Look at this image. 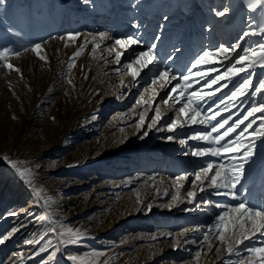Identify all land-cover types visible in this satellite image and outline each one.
I'll list each match as a JSON object with an SVG mask.
<instances>
[{"label":"rangeland","instance_id":"374dc122","mask_svg":"<svg viewBox=\"0 0 264 264\" xmlns=\"http://www.w3.org/2000/svg\"><path fill=\"white\" fill-rule=\"evenodd\" d=\"M129 8L132 10L146 8L155 13L162 10V16L156 21V28L152 32L141 36V32L138 34L133 30L128 32L132 20H129L125 27L122 25L126 21V16H122L121 13L126 12L120 13V10ZM225 9L228 10L225 15H216V12ZM212 14L215 19L219 17L215 25L209 22V15ZM117 16L119 18L116 19ZM176 22L180 24L176 36L178 44L175 47L170 45L164 50L163 42L167 32H170L171 37L173 36V30H170L169 26L170 24L173 26ZM262 24H264V10L250 11L247 0H90L87 4L84 0H4V3L0 4V52L8 50V55L5 60H0V124L6 125L0 130V238L7 237V239L0 244V264H187L188 261L191 264H199L200 256L208 251L212 261L220 258L219 264H240L242 260L244 264H249L247 248L264 245V237L257 235L254 238L258 240L256 242L252 239L232 244L233 254L229 255L225 245H221L215 239L217 216L223 214L226 209L216 208L215 204L236 205L243 201L255 208L264 206V141H256L257 148L253 161L245 165L244 175L237 185L239 189L237 200L218 196L214 189L205 185V190L201 191L203 194L201 203L208 199L214 203L212 209L205 210V204L197 205L198 195L196 203L192 206L193 198L187 195L188 191H194L190 181L194 178V173L207 166L208 158L212 156L194 157L198 164L202 162L205 164L200 165L199 169L184 168L179 160V154L171 152L170 146L172 143L189 139L192 151L197 148H207L208 143L190 139L195 133L200 132L197 125H192L193 129L186 137H178L182 134L168 131L167 125L175 120L176 116L168 113V108L164 112L165 107L160 111L161 118L158 122L152 123L155 117L153 109L156 106L161 108L163 103L162 100L152 101V93L157 91L150 90V80L154 79L159 71L166 70L164 65L155 67L154 77L143 81L133 91L126 105L119 107L110 98L104 101L106 98L98 95L97 90L90 87L95 78V62H98V67L103 71L112 69L108 75L112 77L114 72L116 75L128 72L124 65L133 55L128 58L124 55L120 62H116L115 53L119 46L114 48L110 38L104 39L109 41L101 49L103 53L111 55V58L104 60L103 55L98 59V48L93 52L91 45L98 42L100 33L108 36L110 26L117 27L118 31L120 29L125 31L121 39L135 37L143 41L144 44L134 47L133 54L146 50L151 43H156L159 57L165 53L163 61L167 62L166 68H173L182 76L187 74L185 71L197 57L190 56L196 44H201L203 50H214L220 45L228 47L233 44H239L242 48H255L260 41L259 35L245 37L243 40L239 37L247 31H258ZM208 25L210 27H207ZM198 27L201 29L200 32L197 31ZM207 30L208 32L217 30L220 36L212 41L204 37ZM69 33H79V39L74 43L59 39ZM157 35L161 36L162 43L153 39ZM93 36L96 40H92ZM169 40L173 43L170 36ZM37 43L43 46L45 51L42 55L46 56V61L40 60L30 50L25 51ZM85 43L84 51L76 58L75 66L70 69L68 67L70 58L79 46ZM182 44L189 54L175 51L176 46L178 48ZM109 49L112 51L110 52ZM218 54L205 57V62L198 65L197 69H192L194 73L198 69H203L206 76L200 80V77L194 75V78L190 79L192 83L186 82L192 84V88H188L189 91L187 89L184 94L186 97L193 91H199L201 94L206 92L203 90L207 89L206 82L221 74L236 57V53L230 52L228 53L230 59L225 60L224 56ZM172 55L178 56V62L180 61L181 64L177 59L173 60ZM52 61L54 63L50 76H56L58 79L56 86L60 87L61 97L70 95L75 99L79 95V89L85 88L92 93V99L81 105L80 111L76 114L71 107L67 108L64 99L57 100L56 96L54 102L50 104L51 107L46 108L43 120L47 119L57 126L54 130H48L47 125L42 127V135L47 145L42 147L45 144L41 146L40 140L41 96L47 89L49 78L47 69ZM5 64H12L20 71L8 69ZM154 64L156 63L153 62L151 65ZM136 67L140 68L139 65ZM211 68H217L218 71H208ZM256 72L258 75L253 77L254 81L259 76H264V69L257 67ZM243 75L241 73L240 76L233 77V82L226 88L222 86L226 83L223 79L215 85L219 92V99L216 102V105L219 104L218 110L224 109V104L219 103L222 99L230 105L227 111H221L223 114L219 115L218 121L230 118L229 123L232 124L235 120L243 119L251 105L260 102L259 94L256 97L251 95L241 97L235 103L227 101L230 91L234 90ZM181 82L180 85L186 84L184 81ZM196 83L198 85H195ZM99 100L102 107L96 112L92 109V105L100 103ZM193 100L196 101V98L194 97ZM244 102L249 103L243 107ZM81 113L86 115L82 116ZM101 114L103 115L100 116ZM23 116L34 119L26 124ZM130 116L135 119L126 123ZM141 116L144 117V124L133 134ZM259 116L260 113H257L255 117H249V120L256 119L253 128L261 123ZM36 120L39 122L37 130L33 129ZM2 121L12 122L13 126ZM247 123L248 121H245V124ZM243 127L244 125H241V129ZM241 129H237V133ZM252 130L249 129L245 137L251 138L249 134ZM145 131L147 135H144ZM31 137H37L35 145L28 144V139ZM245 137H241V140H245ZM129 138L132 139L128 140ZM73 143L76 145L75 149L67 152L73 154L64 156L63 153L68 145L70 144L71 147ZM194 144L203 146L193 148ZM144 145L145 148L149 146L150 151L141 155L139 148ZM114 146L122 150L121 154L104 162V154L110 150L115 151ZM140 155L141 159L136 162L140 168L139 175H135V172L128 176H116L115 166L123 168L131 156L137 160ZM230 155L217 157L219 160L214 165L213 159L212 164L230 167L234 163L230 161L228 157ZM9 161L15 162L17 168L31 171V185L20 178ZM150 162L157 164V172H153ZM159 166L165 169L162 170ZM32 167H38L39 170L35 172ZM179 167L182 168L181 172L170 174L172 169ZM182 175H188L189 181H181L180 183L183 184L181 188L175 181L176 177ZM89 179L94 180L93 187L112 186V190H99L103 193L100 197L104 208L97 206V209L89 212L90 210L84 207L85 198H81L77 193L71 196L53 193L50 194L51 199L45 194L46 191L51 192L59 182L67 180L70 184L76 185L91 181ZM167 183L170 188L168 194L162 200L157 199L156 190ZM195 193L197 194L196 191ZM174 196L177 199L174 200ZM68 197L77 198L79 204H68ZM180 198L183 203L179 205L177 202ZM142 201L144 206L140 214H137V207ZM60 202L67 208L63 214H56L54 207L60 205ZM234 214L236 213L229 212V216L233 219L237 217ZM121 217L127 220L123 222L122 228L109 230V224ZM202 219L207 222L202 224ZM94 220L97 223L89 229L91 221ZM68 228L79 230L80 235L70 238L66 234ZM84 229L88 231L84 232ZM205 236L212 242L213 249H209ZM178 237L186 238L184 243L186 242L185 244L190 247L186 248L185 244L179 242L177 248H174ZM240 239L239 235L238 241ZM200 244L203 247L198 252L197 248L201 246ZM162 246H167L169 253H161ZM216 247L220 248L219 252L215 251ZM96 253L104 255L97 256ZM143 253L145 257L142 256ZM197 253H200L199 258ZM74 256L78 258L75 261L71 259ZM251 264H256L255 256L251 257Z\"/></svg>","mask_w":264,"mask_h":264},{"label":"snow or ice","instance_id":"6c2138e0","mask_svg":"<svg viewBox=\"0 0 264 264\" xmlns=\"http://www.w3.org/2000/svg\"><path fill=\"white\" fill-rule=\"evenodd\" d=\"M90 0H84V3H89ZM4 0H0V4H3ZM247 7L250 11H255L257 9L264 10V0H247ZM228 10L216 12L217 16H223ZM134 27H138L134 25ZM260 36V41L257 43L255 48H242L239 44H233L231 46L225 47L224 45H220L219 48L214 50H204L202 51L195 59L191 62L190 66H188L186 73L180 77H177L175 74L170 73L167 69L164 71H159L156 73L155 78L152 80V84L155 85L158 81H163L165 84H170L172 80H182L184 82H189L190 79L195 75L200 77L201 79L205 78V72L203 69L197 70L195 73L192 69H197L198 65H201L204 62L205 57L216 56L217 53L224 54V59L228 60L230 57L228 53H236V57L232 62L224 69V71L214 76L211 80H208L205 84V87L211 89L212 85L218 84V82L223 79L226 81L222 86L228 87L229 83L233 82V77L240 76L241 73L244 75L240 78L238 84L235 85L234 90H231L229 95L227 96V101L235 103L237 99L241 97H245L247 95H251L256 97L258 94L261 97L259 103L251 105L247 109V114L244 115L243 119L235 120L232 124L229 123L230 118H224L216 123H213L216 120V117L221 114V111H227L229 109V104L224 100H220V104H224V109L221 111H216L214 115L211 116H203L200 111L198 104L193 106L195 101L193 98H196V101L203 99L201 96V92L193 91L187 96V103H183L181 107L178 109L179 114L183 115L186 120L190 121L193 124L199 123L204 124L209 127L210 130L206 132H197L190 139L204 141L213 147L207 148H197L191 152V155L194 157H205L208 155L214 157H220L227 154H231L229 159L234 161V163L227 167L223 164L214 166L212 163H208L206 167L200 169L198 172L193 174V179L190 181L193 188L197 187V181L199 182V190L204 191L205 185L211 187L215 190V194L218 196L229 197L232 200H237L239 198V189L237 185L241 182V177L245 172V165H249L256 154L257 140L264 141V76H259L255 81L253 77H256L258 74L256 72L257 67L264 69V24H262L258 31H247L242 33L239 39L243 40L245 37L251 36ZM79 33H69L64 37H59L61 40H66L70 42H76L79 39ZM100 40L110 39L111 37L106 36L104 33L99 34ZM155 41H160L161 36L157 35L153 38ZM92 40H96V37L93 36ZM87 43V42H86ZM86 43L79 46L77 51L70 58L71 62L68 64V67L71 69L75 66V60L77 57L81 55L86 47ZM143 41L136 39L135 37H127L124 39H115V44L127 51L132 45H142ZM68 46L67 44L65 45ZM100 47L99 43H96L92 49L94 52L97 48ZM33 52L40 60L46 61V56L42 55L45 51L43 46L39 43L32 45L31 49H25V51ZM157 44L151 43L148 48L144 51H140L135 53L132 59L124 65L127 69L128 74L132 77L133 81H136L137 77L140 76V70L142 68H147L149 64L156 62L159 60V54L156 51ZM177 52L178 48L175 49ZM239 50V51H238ZM111 52L112 50L109 49ZM242 52L243 54H240ZM8 55V50L4 52H0V60H5ZM123 52L116 51L115 53V61L120 62L121 56ZM179 57H174L173 59H178ZM136 65H139L140 68H137ZM5 67L8 69H12L14 71L19 72L18 68H15L12 64H5ZM208 71L215 72L218 71L217 68H211ZM86 78V77H85ZM164 84H161L163 87ZM191 83H186L185 85L177 84L176 86L171 88V91L166 99L162 100L163 104H168L170 100H174L179 103V97L184 96L185 92L188 88H191ZM177 88H180V92L176 97L172 95V93H176ZM207 96L214 95V92L210 91L206 93ZM139 103V101H138ZM147 103V102H145ZM219 108V104L217 105ZM153 111L155 112V117L153 118L152 123L155 124L161 118V112L159 106H156ZM257 113H260L258 119L261 120V123L253 128V125L256 124V119L249 120V117H255ZM197 117H201L197 120ZM245 121H248L245 124ZM144 124V117H140V123L137 125V129H140ZM227 125V127H226ZM241 125L244 127L241 129ZM151 125H149V128ZM177 127L176 120H172L168 125V131H173ZM223 131L221 132V130ZM237 129H241L237 133ZM249 129H253L249 134L251 138L245 137V133L248 132ZM123 131V130H121ZM213 133L217 135L213 136ZM233 133H236L235 139H228L225 141L226 137H230ZM144 135H147V131L144 132ZM241 137H245V140H241ZM168 139H173V137H168ZM181 144H185V140L180 141ZM7 160V157H5ZM11 166L17 170L18 175L22 180H24L28 184H32V173L28 169H20L17 168L15 162L9 161ZM181 181H189L188 175H182L176 177V183L179 187H183ZM39 195V192H37ZM188 197L195 199L196 193L195 191H188ZM173 199H177V197H173ZM205 203H210L209 201H205ZM216 208H224L226 211L217 216L218 224L216 225L215 239L219 241L221 245H225V250L229 255L233 254V243H243L245 240H252L257 237V235L264 237V206L260 208L252 207L247 202H240L236 205H227L216 203ZM229 212L238 214L235 222H233L232 218L229 216ZM13 215L15 213H12ZM211 231V229L209 230ZM231 233V234H229ZM239 233L241 239L239 241H235L234 237ZM66 234L69 237L79 236V230H73L72 228H68L66 230ZM183 233H181L182 235ZM169 236L171 234H168ZM7 237L0 238V244L4 243ZM205 242H207L209 249H213V244L209 241V238L205 236ZM29 243H32L29 241ZM216 252L220 251L219 247L215 248ZM247 252L249 254V264H251V257H256V264H264V245L260 247H249L247 248ZM55 255V253H53ZM97 256L104 255L103 253H96ZM200 253H197V258H199ZM73 261L77 260V257H71ZM240 264H244L243 260Z\"/></svg>","mask_w":264,"mask_h":264},{"label":"bare ground","instance_id":"6f19581e","mask_svg":"<svg viewBox=\"0 0 264 264\" xmlns=\"http://www.w3.org/2000/svg\"><path fill=\"white\" fill-rule=\"evenodd\" d=\"M146 3H148V2H146ZM124 5L126 6L127 3H125ZM145 5H147V4H145ZM130 7L134 8V6H130ZM155 7L157 8V6H155ZM132 8L131 9L129 8L128 10H120V13L122 11L126 12L124 14L121 13L122 16L123 15L126 16L125 17L126 18L125 23L124 24L122 23L123 27H125L124 25H126L129 20H132L133 23H131V28L128 30L129 33L133 30L135 32V34H138L139 32H141L142 33L141 36H145V33L152 32L156 28V21L159 19V17L162 16V13H161L162 10H160V12H156L155 13L152 10H147L146 8H145L146 10L143 9V8H142V10H138V9L132 10ZM148 9H151V8H148ZM153 10H154V8H153ZM209 17H210L209 18V22L211 21V23L214 24V25L217 24L219 17L217 19H215L214 14L209 15ZM117 18H119V17L117 16L116 19ZM166 19H168V17H166ZM166 19L164 18V21ZM134 25H137L138 27H134ZM207 27H210V26L208 25ZM179 28H180V24L177 23V22L176 23H173V26H172V24H170L169 29L170 30L171 29L173 30V34H172L173 36L171 37V35H169L170 32L169 33L167 32V37L165 39H164V36H162L163 39H164V42H163L164 50H166L167 47L170 46V45H172V46L175 47V45L178 44L177 43L178 41L176 40L177 39L176 36H177V34L179 32ZM108 30H110V32L108 34V37H111V39H112V46L115 48L117 46L115 44V39H121L122 38V35H124L125 31H122L120 29L121 34L119 35L120 31H118V28L117 27H114L113 28L112 26H110V29H108ZM197 31L200 32L201 29H199V27H198L197 28ZM165 34H166V32H165ZM169 36H170L171 40L173 41V43H170L171 41L169 40ZM217 36H220L219 31H217V30H214V31L213 30H210L208 32V30H207L206 36H204V37H207L208 39H211L213 41L214 38L217 37ZM227 39H229V38H226V40ZM107 41H109V40H100V38H99L98 42H94L93 45H91V48L93 49V47H94V45L96 43H99L100 44V47L98 48V50L96 49L97 50V55H98L97 57H98V59H100L103 55H104V60H108V59L111 58V55H109V54H107L105 52L103 53V50L101 49L102 47H104L107 44ZM161 41H162V39L160 40V42ZM142 44H144V43H142ZM136 46L137 45L130 46L127 51H125L123 49H120V47H118V49L117 48L116 49H117V51L123 52V55L121 56V58L124 55H125L126 58H128L131 55H134L133 54L134 47H136ZM176 48H177V46H176ZM178 49H179L178 52L181 51L183 54H187V53L189 54V52L185 48V45H183V44L181 46H178ZM202 51H204L203 50V46H201V44H196L195 45V48L192 50V52H190V56H192V55L198 56ZM219 55L224 56L221 53H219L218 56ZM163 57H165V53H163V55L162 54L160 55L159 60L155 62L156 64H154L153 66L151 64H149L147 68L141 69L140 70V76L137 77L136 81H133L132 77L128 74V72L121 73L120 75H116V72H114V73H112V77H110L108 75L112 72V69L110 71L109 70L108 71H103L101 68L98 67V62L96 61L95 62V67L96 68L94 69L95 78H94V81L92 82V85L90 87H93L94 89H96L97 92H98V95L102 96L103 98L105 97L106 99H104V101H106L107 99L110 98V99H112L113 102H116V104H118L119 107H124L126 105V103L128 102V100L131 98V96L133 94V91L143 81H146L148 78L154 77L153 74H154L155 67L158 68L161 64H163L164 67H165V69H167L166 68L167 62L165 63V61H163ZM172 57H173V55H172ZM181 57H183V56H181ZM192 59H194V58H192ZM214 59H216V57ZM177 62H178V59H177ZM53 63H54V61L50 62V64H49L50 67L47 69V74H48V77H49L48 78V82H47V89H46L44 95L41 96V112H40V117H41V139H40L41 140V146L45 144V140H44V137L42 135V133H43L42 127L45 126V125H47L46 128L48 130H54V128H56V126H57L54 122H50L47 119H44L43 120V118L45 116V110H46V108H48L50 106V104H52L54 102V99H55L56 96H57V100L64 99V101H65L64 104H66L67 108L68 107L69 108L71 107L72 110L74 111V113L79 112L80 111V108H81V105H83L85 102H88V101H90L92 99V93H90L88 90H85V88H84V90H83V88L79 89V86H78L79 95L77 96V98L73 99L72 96L70 97V95L61 97V95H60L61 94L60 87H57L56 86L57 83H58V79L56 78V76H52V75L50 76V73H52L51 70H52V67H53ZM174 63H176V62L174 61ZM219 63H220V61H219ZM179 64H181V63H179ZM177 66H178V64H177ZM204 69L206 70V68H204ZM167 70L170 73L175 74L177 77H180L181 76L180 73L174 71L175 69L173 70V68H169ZM185 73H186V71H185ZM213 74H215V73H213ZM193 78L194 77H192V79ZM196 78L197 77H195V79ZM152 80L153 79L150 80V83H151L150 90L151 91H157V92L152 93V101L153 102H157V101L160 102L161 100L166 99L168 97L170 91H171V88L174 87V86H176L177 84L182 83L181 82L182 80H172L170 84H165L163 81H158L155 85H153L152 84ZM200 80H201V78H200ZM161 84H164V86L161 87ZM203 84H205V83H203ZM195 85H198V84L196 83ZM88 86H89V84H88ZM216 88H217V86H215V87L212 86L211 89L204 88L203 90H205L206 92H204L203 94H201V96L203 97V99H201L199 101H195V106H196V104H198L201 113L205 117L206 116L214 115L216 111H221V109L218 110V107L216 105V102H218L217 100L219 99V96H218V93L219 92L216 90ZM188 91H189V89H188ZM210 91L214 92V95H212V96L205 95L206 93H208ZM179 92H180V88H177L176 93H172V95L174 97H176ZM185 97H186L185 95L182 96V97H179V100H180L179 103L175 102L174 100H170L168 104H163V106L160 108V111H162V110H164V107H165L164 112L167 111V108H168V113H172V114H174L176 116L175 120L177 122V127L172 131V133H180V134H182V136H178V137H186L190 133V131L193 129V126H192L193 123H191L190 121L186 120L185 117L183 115L179 114V112H178V109L181 107V105L183 103H187V101H186V98L187 97L186 98ZM118 101H120V102H118ZM99 102H100V100H99ZM239 103L241 104V102H239ZM248 103L249 102H244L243 107L246 106ZM92 106H93L92 109L96 110V112H99V108L102 107V104L100 102V103H98L96 105H92ZM28 112H29V110H28ZM221 114H223V113H221ZM81 115L84 116L86 114L81 113ZM102 115L103 114H101L100 116H102ZM28 116H29V113H28ZM219 117L220 116H217L216 117V120H214L213 123L217 122ZM200 118L201 117H197V120H199ZM23 119H24L23 120L24 123L28 124L32 119H34V117L28 119V118H26V117L23 116ZM134 119H133L132 116H130V118L128 119V121H126V123H130ZM2 122L5 123V124L9 123L10 126H13V125H11V124H13L12 122H9V121H2ZM34 122H35L36 125H35V127H33V129L35 128V130H37V127H39V122L37 120L34 121ZM195 125H197L198 131H200V132H206V131H209L210 130V128L207 127V126H205L204 124L196 123ZM3 126H6V125L0 124V130L2 129ZM137 131H138V129L136 128L133 134H135ZM222 131L223 130H221V132ZM215 135H217V134L216 133H213V136H215ZM231 136L232 137H235V134L233 133ZM231 136L230 137H226L225 138V141H222V143L226 142L228 139H231L232 138ZM131 139L132 138H129L128 140H131ZM36 141H37V137H31V138L28 139V144H32V145L34 144L35 145ZM185 141H186L185 144H181L180 142L172 143L171 146H170V151L171 152H177V154H179V158H180L179 160H181V163H183V165L185 166L184 168H187L188 170L193 169V168L199 169L200 168V165H205V164L202 161H201L202 163H199V164L197 163V161L194 159V156L191 155L192 150H191V146L189 144L191 140L187 139ZM69 145L66 148L65 152L63 153L64 156H68L69 154H73L71 152H69L67 154V152L68 151H71V150H74L75 147H76V145H75V143H73V145L71 147H69ZM46 146L47 145L45 144L42 147H46ZM198 146H203V145L202 144H200V145L199 144H194L193 145V148H197ZM206 147H213V145L208 144ZM114 148H115V151H112L111 152V150H110V152L104 154V156H103V161L104 162L105 161H110V160L116 158L117 155L121 154V151H122L121 149H119L117 146H114ZM139 151H140V154L143 155V153H145L146 151H150V147L147 146V148H145V145H144L143 147H140L139 148ZM141 155L138 156L139 158L137 160L136 159L134 160L133 158H135V157L134 156H131L130 160L128 161L127 164H125V167H123V168H119V167H116L115 166L114 172H115L116 176H125V175L128 176V175H132L135 172H136L135 175H137V174L139 175L140 174L139 173L140 172V170H139L140 168H138L139 165H138V163L136 164V162L141 159ZM205 157H203V158H205ZM208 157H209V155H208ZM213 157L214 156H212V158H208V160H209L210 163H212L213 162V159H214L215 160L214 161V165H215L216 161L219 160V159H217V157H214V158ZM36 158H39V157L36 156ZM221 159H220V161H221ZM230 161H232V160H230ZM150 163H151V168L154 169L153 172L154 173L157 172V170H158L157 169L158 168L157 164H155V162H150ZM85 165H87V164L85 163ZM160 166H159V168H161L162 170L165 169V168H162ZM32 170L35 171V172H37L39 170V168L38 167H36V168L35 167H32ZM181 170H182L181 167H179L178 169H172V171H171L170 174L174 175L175 173L181 172ZM89 180H91V181H88L86 183L83 182L81 184H76V185L70 184L67 180H65L63 182H59L58 185L56 184L57 186L55 188H53L54 190L52 189L51 192L50 191H46L45 194H46L47 198L51 199L50 194H53V193L60 194L62 196H71L72 194L77 193V194H79L81 196V198H83V197L85 198V201H84L85 205H84V207L87 208L88 210H90L89 212H93L95 209H97V206H101V207L104 208V203H101V197H100V196H102L103 193H100L99 190H101V191L102 190H112L111 189L112 186H109V187H107V186L105 187L104 186V187H102L100 185V187H96V185H95V187H93V184H94L93 181L94 180L93 179H89ZM168 185H169L168 183L166 185H161V187L156 190V194H157L156 197H157V199H159V200L161 199L162 200V199L165 198V196L168 194V192L170 190V188L168 187ZM193 190L197 192L196 196L198 195V198H199V200L197 202V205L198 204H205L204 205V207L206 208L205 210L212 209V206H213L214 203L213 202H210L208 199H206L205 201H209L210 203H205V202L201 203L202 202L201 201V198H202L203 194L199 190V182L198 181H197V187L196 188H193ZM196 196H195V199L194 200L192 199V201H193L192 202V206H194V204L196 203ZM144 198H143V200H144ZM67 199H68V204L70 203V205L79 204V200H77V198L74 199V198L68 197ZM181 201H182V198H180L177 203L180 205L181 203H183ZM54 204L55 203H53V205ZM139 206H141L140 209H139ZM139 206L137 207V210H136L137 214H140V211H142V208L144 206L143 205V201L141 202V204ZM65 208H67V206L61 205V202H60V205L54 207V211H55L54 213H56V214H63ZM230 213H232V212H230ZM234 215L237 216V214H234ZM124 217H126V216H124ZM124 217L118 218L116 221H112L109 224V230H111L113 228H116L117 230H120V228H122V226L124 225L123 222L124 221L127 222V220L123 219ZM235 219L236 218L233 219V217H232L233 222H235ZM206 222L207 221H203V219H202V224H205ZM95 223H97L96 220H94L93 222L91 221V224L89 225V229H91L92 227H94L95 226ZM86 231H88V230L87 229H84V232H86ZM238 236H239V233H237V235L234 237V240L235 241H238ZM185 239L186 238L183 239V237H178L176 239V241H175L176 244L174 245V248H177L179 242H180V244H183L184 245L186 243V242L184 243V240ZM256 240L257 239H254V242H256ZM186 244H185V247L186 248H189L190 245H186ZM200 245H201L200 247L199 246H198V248L196 247L197 250H198V252H200V250L203 247L202 244H200ZM161 251H162L161 253H169V248L167 246H162L161 247ZM236 255H237V253H236ZM142 256L145 257V253H143ZM200 258H201L200 261L198 260L199 261V264H206V263L207 264H219V260H220V258L219 259L216 258V260L212 261V257L210 255V252L209 251L206 252L205 254H203L202 256H200ZM187 264H191V262L188 261Z\"/></svg>","mask_w":264,"mask_h":264}]
</instances>
